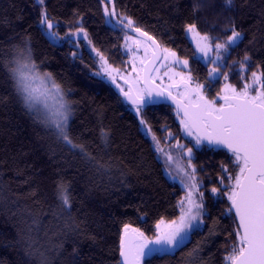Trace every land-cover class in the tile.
I'll return each instance as SVG.
<instances>
[{
  "label": "trees",
  "instance_id": "1",
  "mask_svg": "<svg viewBox=\"0 0 264 264\" xmlns=\"http://www.w3.org/2000/svg\"><path fill=\"white\" fill-rule=\"evenodd\" d=\"M105 3L0 0V264H119L124 225L152 237L161 218L180 214L185 190L165 174L152 139L170 131L185 140L179 115L152 100L137 112L102 75L97 55L120 68L128 59L122 48L128 32L104 14ZM115 8L119 19L130 18L162 47L189 58L194 77L207 81L211 97L221 82L209 79L208 64L185 35L186 24L195 23L220 42L233 25L243 34L227 52V67H220L238 87L252 72H264V0H233L230 9L225 0H115ZM43 12L54 23L56 39L40 24ZM81 28L86 39L74 36ZM28 45L38 70L52 75L71 105L70 138L102 170L70 150L17 93L10 69ZM245 56L250 59L242 71ZM102 130L109 134L107 144ZM192 160L203 185L204 225L181 248L148 255L144 264H228L235 217L227 211V197L209 189L221 188L222 166L232 175L236 166L226 149L207 143L194 147ZM60 181L69 188L70 208L59 198Z\"/></svg>",
  "mask_w": 264,
  "mask_h": 264
},
{
  "label": "snow or ice",
  "instance_id": "2",
  "mask_svg": "<svg viewBox=\"0 0 264 264\" xmlns=\"http://www.w3.org/2000/svg\"><path fill=\"white\" fill-rule=\"evenodd\" d=\"M36 2L41 6L44 4V0H36ZM232 4L233 0H225V6L229 9ZM198 7L199 4L194 5V10ZM103 11L108 17L116 16L115 0H107ZM40 24L49 36L54 35L51 31L54 25L46 12L42 13ZM120 24L141 33L152 41L153 59L149 61L150 64L154 66L156 60H171L172 64L180 65L188 70V60H180L176 52L171 49H160L146 32H142L140 28H134V22L130 18L121 19ZM80 31L83 32V29L81 28ZM185 35L195 42L194 54L199 59L217 65L212 68L209 76L223 75V78L227 80L228 76L219 71V67L226 68L227 65L219 62L224 59V53L237 46L242 40L241 33L235 26L231 27L230 34L223 42H220L219 37L202 34L195 23L185 25ZM84 37L87 38L86 32ZM137 43L141 42L137 41ZM148 47L145 44V56H147ZM161 51L164 53L163 56L157 54ZM249 59L245 56L244 61L241 62L242 71L246 70ZM101 60L103 61V57ZM159 67H165V65L161 63ZM145 68L148 74L140 78L145 87L138 89L135 97L131 90L124 92V96L137 105V112L141 110L140 106L146 103L145 94L149 97L155 94L171 99L176 105L177 115L182 117L180 123L185 135L194 138V147L198 148L206 142L208 145L222 147L231 154L232 162L237 168L235 175L229 174L227 167L222 166L224 175L219 177L218 183L224 191L217 187L209 189L213 196L227 197L230 202L227 211L235 217L236 242L226 259L228 264H264V72H252L251 82H245L239 91L226 84L223 95L217 94L216 99L209 100L204 94V85L197 83L193 87L194 81L190 70L187 75L175 73L180 77L179 82L168 85V88H177L176 95H173L167 88L160 89L156 86L154 78L150 75L152 69H147L146 66ZM169 69L171 70L170 65ZM104 70L111 76L108 68ZM155 71L158 74L159 69L155 68ZM10 72L15 81L17 93L23 98L25 105L34 111L37 118L54 128L58 138L62 139L70 150H78V154L83 159L98 170H102L104 165L89 154L83 145L74 143L70 138L67 129L72 108L64 99L60 86L52 80L51 74L39 72L35 62H26L10 69ZM164 75L168 76V72ZM160 78L163 79V77ZM169 79L172 80L173 77L169 76ZM180 87L183 88L182 92L179 91ZM217 99L222 103L217 104ZM50 100L55 102L54 108L49 104ZM143 123L144 121L141 120V124ZM108 138V132L102 130V142L107 144ZM152 139L156 141L155 136ZM175 146L184 148V145L179 143ZM156 148L157 151L164 153L168 161L173 159L170 153H165L164 149L159 147V141H156ZM186 153L190 170L181 168L180 172L183 175L179 178L180 183L187 190V195L178 201L180 209L178 219L166 222L161 218L155 224L156 232L152 237L139 228L124 225L119 245L121 257L119 264H144V259L148 255L181 248L188 234L195 227L203 224L206 211L204 192L201 191L203 185L202 182L197 181V169L191 164L192 148H187ZM225 180L229 183L226 184ZM57 189L64 207L70 208L68 186L60 181Z\"/></svg>",
  "mask_w": 264,
  "mask_h": 264
},
{
  "label": "rangeland",
  "instance_id": "3",
  "mask_svg": "<svg viewBox=\"0 0 264 264\" xmlns=\"http://www.w3.org/2000/svg\"><path fill=\"white\" fill-rule=\"evenodd\" d=\"M51 22L53 23V21H51ZM53 25H54V23H53ZM51 31H52V33H54V35L56 34L54 29H52ZM54 35H52L51 37L53 39H56ZM74 36L76 38L84 37V32L79 31ZM241 36L243 37V34H241ZM137 41H140L141 43H137ZM191 42L195 46V42L192 41V40H191ZM145 44H147L149 46L148 47L147 56H145ZM122 48H123L124 52L128 55L127 63L122 68L117 67V66H113L112 64L106 62L104 59L102 61L101 60V55H97L98 53L96 54L95 51H93V52L99 58L100 67H102V64H103L102 72H101L103 76H105L107 79H109L113 83H114L115 79L117 80L119 77L122 80L125 79V80L129 81L132 84V86L134 87L135 91L137 92L138 89H143L144 88L143 81L140 78L142 77L143 65L147 61V59L149 58L150 50H151L152 47H151V45L149 44V42L146 39H144L142 37H139V36H136V35H133V34H130V33H127V34H125L124 41H123V44H122ZM163 49H171V48L163 45ZM171 50L175 51L173 49H171ZM176 54H177V57L180 60H188V62H189L188 70H190L192 78H193V81H194L193 86H195V84H197V83L204 85L203 91H204L205 95L209 96L211 99H215V97L213 98V96L212 97L210 96V91L207 88H205V84H206L207 81L205 83H201L200 81L196 80V78L194 77L193 72L191 71L190 59L185 57V56L179 55L177 52H176ZM163 55H164V53H163ZM223 55H224V59L219 62L220 64H225L224 61H225L227 53H224ZM29 58H30V60H29ZM142 61H143V64H142ZM18 62H19V64H18ZM18 62H17L16 67H18L19 65H22V64H24L26 62H34L33 59H32L31 49H30L29 45L23 49V54H21V57L18 58ZM161 63H163L165 65V67H159V65ZM207 64H208V67H209V73L211 72L213 67H217V65H213L211 63H207ZM169 65H170L171 70L169 69ZM104 68H108L109 71H111V76L108 75V72H105ZM156 68L159 69V72L157 74V72L154 70V72L152 74V77L154 78V80L157 81L164 88H167V89L171 90L172 92L177 93V88H175V87L168 88V85L172 84L173 82H179L180 77L175 75V73H184L185 75H187L188 74V70H185L180 65L172 64L171 60H167V61L161 60ZM219 71H220V73H222L220 67H219ZM39 72H41V71H39ZM165 72H168V76L164 75ZM41 73H44V72H41ZM257 73H260V72H257ZM169 76L173 77V79L170 80ZM222 76L223 75H220L218 77H210L209 76V79L211 81H213V83H215L218 79L220 80L221 84H220L219 87L216 88V91L218 92L217 94H220V95L224 94L223 89L225 88L226 84L227 85H231L232 87H235L239 91L242 88V86H243V84L245 82L250 83L251 80H252V77L246 78L245 82L241 85V87H238V85H236L234 82H231L229 80V78L227 80H225ZM227 76H228V74H227ZM113 77L115 78L114 80H113ZM160 77H163V79H161ZM51 78H52L53 81H55L54 78L52 77V75H51ZM55 83H56V81H55ZM119 83L121 84V87L123 89H128V85L127 84L124 85V83H122L120 81H119ZM60 89H61L62 93L64 94V92H63L61 87H60ZM179 91L182 92L181 88H179ZM144 96H146V95H144ZM64 99L68 102V100L65 97V94H64ZM147 102L148 101H146V103ZM49 104L53 108L55 107V102L54 101L50 100ZM69 119H70V117H69ZM181 119H182V117L178 116L179 122L181 121ZM68 124H69V120H68ZM181 132H182L183 136L186 138L185 140H181L180 138H176L175 136H173V133L170 132V131H168L166 133V136L164 138L156 137V141H159V147L164 149L165 153H170L171 156L173 157V159L171 161H168L167 157L164 155V153L157 151L158 157L163 162L164 172H165V174L167 175L168 178H170V179H172L174 181H177L179 183H180V178L179 177L181 175H183V173L180 172V169L183 168V169H189L190 170V166L188 164V159L189 158L187 156L186 149L187 148H192V151H193V154H194V143H195L193 137H189V136L185 135V133L183 131L182 124H181ZM169 134H171V135H169ZM163 135H165V134H163ZM152 137H153V135H152ZM187 140L191 143V145H187ZM156 141L153 140V145H154L155 149L157 150ZM177 143H179L181 145H184V148L181 149V148L176 147L175 145ZM191 164L193 166H195L193 160L191 161ZM236 171H237V168H236ZM173 177H176V178L173 179ZM196 179H197L198 182H200L199 179H198V175L197 174H196ZM180 185L185 190L183 198H182V199H184L185 196L187 195V190L184 188V186L181 183H180ZM178 217L175 218V219H178ZM165 221L166 222H170L171 220H165ZM203 225H204V217H203V224L200 225L199 227H201ZM195 228H197V227H195ZM192 231L188 234V237H187L186 241H188L190 239V237L192 235ZM171 251H173V250H171Z\"/></svg>",
  "mask_w": 264,
  "mask_h": 264
},
{
  "label": "water",
  "instance_id": "4",
  "mask_svg": "<svg viewBox=\"0 0 264 264\" xmlns=\"http://www.w3.org/2000/svg\"><path fill=\"white\" fill-rule=\"evenodd\" d=\"M111 18H112V20L114 21L115 24H117L118 26L122 27L126 32H128V33H130V34H133V35H136V36H139V37H142V38L146 39V40L149 42L150 45H152V41H149V40H148V37H144V36L141 35V33H139V32H135L133 29H128V28L124 27L123 25H121V24H120V20H121V19H119L117 15H116V16H113V17H111ZM134 28H138V27H135V26H134ZM141 31H142V32H146V31H144L143 29H141ZM146 33H147V32H146ZM147 34H148L149 37H152V38L154 39V41L156 42V44L159 45L160 49H163L161 43H160L155 37H153V36H152L151 34H149V33H147ZM152 52H153V48H151V50H150V56H149V58L147 59V61H146V62L144 63V65H143L142 77H144L146 74H148V73L146 72V68H145V66L147 67V69H152V71L150 72V75L152 76V74H153L155 68L157 67V65H158V64L160 63V61H161V60H156V61H154V66H153V64H150L149 61H151V60L153 59V57H152ZM157 54L160 55V56H163V52H162V51H161V52H158ZM123 81L125 82V81H127V80L124 79ZM142 81H143V80H142ZM125 83H126V82H125ZM126 84L128 85V89H123V88L120 86L119 82L115 81V83H114V87H115V89H116V90H117V91H118V92H119V93L125 98V100H126L128 103H130V104L133 105V106H137L136 104H133L130 100H128V99L124 96V92L129 91V90H131L132 95H133L134 97L137 95V92L135 91V89H134V87L132 86V84H131L129 81H127ZM143 85H144V82H143ZM155 85H156V86H159L160 89H164V87H163L162 85H160L157 81H155ZM144 87H145V85H144ZM122 89H123V91H122ZM168 90H169V89H168ZM169 91H171V90H169ZM171 92H172V91H171ZM172 93H173V92H172ZM173 95H176V94L173 93ZM178 98H179V97H178ZM144 99H145V101L152 100V101H155V102H158V103H164V104L170 105V106L174 107L175 110L177 111V108H176L175 103H174L171 99H169V98H166V97H163V96H156L155 94H153L151 97H149V96H147V95L144 96ZM143 105H145V103H144ZM143 105H141V106H143ZM205 143H206V142H205ZM210 146H212V145H210ZM212 147H216V146H212ZM219 148H220V147H219ZM120 260H121V257H120Z\"/></svg>",
  "mask_w": 264,
  "mask_h": 264
},
{
  "label": "flooded vegetation",
  "instance_id": "5",
  "mask_svg": "<svg viewBox=\"0 0 264 264\" xmlns=\"http://www.w3.org/2000/svg\"><path fill=\"white\" fill-rule=\"evenodd\" d=\"M115 81H117V82H122V83H124V85L126 84L120 77L117 79V80H115ZM115 81H114V83H115ZM120 84V83H119ZM121 86V85H120ZM194 87V86H193ZM181 88V90L183 91V88L182 87H180ZM174 93V92H173ZM176 94V93H175ZM205 94V93H204ZM146 95V94H145ZM209 100H211V98L209 97V96H207V95H205ZM216 97L217 96H215V99H216ZM214 98V97H213ZM150 101V100H149ZM220 103H222V101L221 100H218L217 99V104H220Z\"/></svg>",
  "mask_w": 264,
  "mask_h": 264
},
{
  "label": "bare ground",
  "instance_id": "6",
  "mask_svg": "<svg viewBox=\"0 0 264 264\" xmlns=\"http://www.w3.org/2000/svg\"><path fill=\"white\" fill-rule=\"evenodd\" d=\"M116 80V79H115ZM177 112V111H176Z\"/></svg>",
  "mask_w": 264,
  "mask_h": 264
}]
</instances>
